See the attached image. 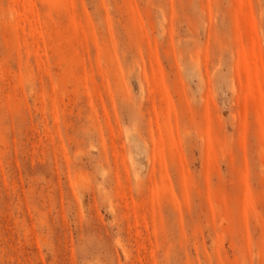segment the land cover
<instances>
[{
    "label": "rangeland",
    "instance_id": "374dc122",
    "mask_svg": "<svg viewBox=\"0 0 264 264\" xmlns=\"http://www.w3.org/2000/svg\"><path fill=\"white\" fill-rule=\"evenodd\" d=\"M0 264H264V0H0Z\"/></svg>",
    "mask_w": 264,
    "mask_h": 264
}]
</instances>
